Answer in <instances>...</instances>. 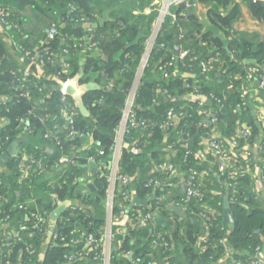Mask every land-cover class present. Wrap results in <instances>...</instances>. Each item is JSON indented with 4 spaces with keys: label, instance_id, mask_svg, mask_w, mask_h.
Returning a JSON list of instances; mask_svg holds the SVG:
<instances>
[{
    "label": "trees",
    "instance_id": "1",
    "mask_svg": "<svg viewBox=\"0 0 264 264\" xmlns=\"http://www.w3.org/2000/svg\"><path fill=\"white\" fill-rule=\"evenodd\" d=\"M193 1L207 7V22L225 39L203 29L198 16L186 7L187 4L193 5ZM241 3L247 6L253 17L264 22V0H181L175 3L170 8L175 18H164L135 91L133 110L136 117L150 124L141 130H131L125 136V141L132 146L135 144L139 152L122 150L118 159L119 173L137 175L134 186L140 198L149 194L157 196L161 192L145 186V182L154 176L151 172L154 163L168 157L184 170L197 169V188L203 196L202 203L209 209L205 217L210 226L208 241L199 246L198 236L202 229L191 218L199 208L204 207H199L195 199L191 201V210L186 211L189 217H186L185 238L177 229L173 231L170 241L173 247L166 253L173 264H213L222 253L221 246L214 243L225 235L235 256L244 262L264 241V207L260 206L253 192L250 175L242 172L250 157H244L239 150L245 144L257 147L259 139L264 137V121L262 124L254 119L250 114L248 98L241 96L249 77L253 81L256 75L264 74L261 68L264 67V36L252 43L236 32L230 33L239 17ZM11 5L18 9L30 6L37 15L55 24L58 32L47 43L41 40L36 48L21 43L22 52H29L21 66L10 59L9 48L0 36V96L9 100L0 103V118L4 121L0 125V156L14 141L20 148L17 156L10 157L0 167V217L9 216L10 228L22 222L30 225L31 213L42 210L48 213L49 219V213L59 202L67 201L69 205L57 219L52 237L47 233L25 234L20 241L5 246L0 234V264H68L63 261L64 255L72 248L64 245L60 238L70 240L76 237L72 231L77 226L87 232H96L104 224L106 178L99 177L102 186L93 193L89 191L85 194L79 177L88 165L87 158L97 150L104 152L98 158L102 165L106 166L110 159L115 128L157 16L156 6L154 0H0V7L7 13L6 20L9 22L15 18L14 12L7 9ZM70 6L74 9L70 10ZM146 7L151 9L148 14L144 12ZM220 8L225 10L224 14L220 13ZM81 17L87 22H99L98 27L90 31L76 27L75 24L79 23L77 19ZM86 33L88 42L95 43V46L86 52L83 60H79ZM61 40L65 44L62 45ZM63 50L67 52V72L59 63ZM93 50V53L90 52ZM179 50L186 53L182 59L178 58ZM36 51H40L44 58L42 67L35 58L32 59ZM95 51L99 54L96 55ZM245 59H255V62L244 63ZM26 66L27 71L22 73ZM79 69L83 71L80 83L92 80L98 88L83 95L86 113L76 111L70 116L73 123L69 125L62 116V110L64 107L76 108V105L70 97L61 93V88L63 82L75 76ZM194 87H198V93L211 92L214 95L207 107L215 113L216 128L221 131L224 140L229 143L232 134L240 130L249 132L248 136H237L232 167L223 172L217 170L218 162L210 164L194 157L202 140L210 134L209 128L201 125L197 101L184 98L193 92ZM157 89H165L168 96H158ZM25 93L29 98L24 97ZM259 97L264 106V90L259 92ZM171 108L181 113L178 132L189 138L194 136L192 144L186 142L188 147L184 146V142H178L173 147L174 156L168 155L165 147L174 141L176 133L168 130L170 136L166 145V133L159 128ZM71 132L72 135L69 134ZM82 133H90L93 141L89 146L85 145L87 139L80 137ZM48 145L54 147L52 153L46 151ZM62 155L69 158L68 164L56 173V182H49L46 173L54 168ZM257 155L264 159V154ZM28 158L35 161L41 159L43 168L40 172L33 171L36 164L31 162L27 174L21 170L20 161ZM258 165L264 174V165ZM206 171L209 175L217 174L216 181L213 180L222 184L221 193L211 190L215 189V185L209 184L211 179H203ZM227 192L231 224L222 216L223 194ZM75 201H82L86 208L73 207L70 202ZM156 201L151 200V203L155 205ZM137 244L126 240L122 246L126 249L132 246L135 252L142 250L144 259L148 260L150 251L146 243L139 249ZM28 246L31 247L27 250ZM173 248L178 250V255L174 254ZM162 256L165 254L156 256V261H161ZM112 264L132 263L114 258Z\"/></svg>",
    "mask_w": 264,
    "mask_h": 264
},
{
    "label": "built area",
    "instance_id": "2",
    "mask_svg": "<svg viewBox=\"0 0 264 264\" xmlns=\"http://www.w3.org/2000/svg\"><path fill=\"white\" fill-rule=\"evenodd\" d=\"M179 1L181 0H174L170 5L173 6V4ZM192 6L194 11L195 4L186 5L188 9ZM73 9L74 6H70V10ZM150 10L151 9H148L147 7L144 8V12H146V14H148ZM158 13V24L162 18H165V16H170L172 20L175 18V14L170 11L169 7L167 8V5H163ZM193 13H195V11ZM6 15L7 13H4V9H1L0 7V20L2 22H6ZM77 22L86 21L84 17H81L80 20L77 19ZM158 24H156L152 36L146 44L147 46L145 47V51L140 62V70L144 68L147 58L149 57L150 50L153 47L155 35L160 29V25ZM57 32V26L50 22L46 27V37L43 39V42L47 43L48 41L52 40L57 35ZM85 44L86 43H84V45ZM94 46L95 43L88 42L85 48L91 50ZM24 52H26V55L29 54L27 51ZM64 52H66V50H64ZM185 55L186 53L184 51H180L178 58L182 59ZM33 58H35L40 67H42L44 64V58L40 51H36L32 59ZM63 69L65 72L69 71V66L67 63L63 65ZM139 73L140 71L138 70L137 76ZM250 79V77L247 79V84L245 83L246 86L242 90L241 96L244 98L254 94L253 92L256 88L255 86L251 85V83L257 82L258 89L264 90V74L256 75L253 78V81ZM250 81L251 83H249ZM157 90L158 91L156 93L162 97L165 95L168 96L165 89ZM23 95L24 97L29 98L27 93ZM134 95L135 91L130 90L122 108L120 121L115 128L114 143L110 148L112 159H109L106 166L102 165L98 158L102 156L104 152L103 150H97L95 154L87 158L88 165L84 168V172L79 177V180L81 179V186L84 184L82 192L85 194H87L89 190L86 188V185L95 180L99 181L98 179L101 176L106 178L107 185L103 199L105 208V221L103 226L96 232H87L84 231V228L77 226V228L73 229L72 231V233L74 232L76 234V237H72L70 240H66L65 237L60 238V241H62L64 245L72 248L70 252L64 255L63 261L68 264H112L114 258H121L124 260L126 259L132 264H173L168 259L169 256H167V252L173 247V244H170V241L172 240V234L173 231L177 229L179 233L185 238V233L182 232V229L185 228L183 226V220L186 217H189L186 211L191 210L190 203L193 199L199 203V207H204L203 209L199 208V210L195 212L194 218H191L196 221L202 229L201 234L198 236V241L200 242L199 246L208 241L210 226L207 223L205 217L209 209L208 205L202 203L203 196L201 195L200 190L197 188V169L189 168L188 170H184L180 164L172 163L168 157L160 162L154 163L153 170H151V172L153 171L154 176L147 179L145 186L151 187L154 191L158 190L161 192V194L157 196L149 194L145 198H140L135 189L134 183L137 179L136 174L122 175L119 173L118 159L122 150L129 149L132 153L139 152L135 144L132 146L130 142L125 141V136L131 130H141L150 124L147 120H141L136 117V113L133 110ZM213 96L214 95L211 92L203 94L198 93V87H194L193 92L189 93V99L197 101V108L199 110V114L201 115V119L207 121V125L211 129V132L215 131L216 129V117L215 113L208 109L207 105L211 104L214 99ZM7 101L9 100L0 96V103ZM65 113L71 116L72 114L76 113V108H66ZM180 115L181 113H177L175 109L171 108L167 111L164 122L159 125V128L162 129L164 133H166L164 135V142L166 145L168 144L166 140L170 136L168 130L176 133L174 141L165 147V151H168L167 153L170 156L175 155L173 147L178 142H184V146L188 147L186 142L189 141V136L182 134V132H178L177 126ZM70 116H67V120L68 124L72 125L73 122ZM24 121V119H21L22 123ZM50 134L51 133L47 135ZM69 134L72 135L73 133L71 132ZM232 135L233 136H231L232 138H230L229 143L226 141V139L224 140V137L220 133L214 134L212 137L207 135L206 138L200 143L198 149H196L194 152V157L199 161L204 162L208 153L215 162H218L217 170L219 172H223L226 169L231 168L235 153V146L238 145L237 136L241 135L245 137L249 135V132L247 130H241V132H236L235 135ZM80 137L86 138L87 140L91 139L90 133H82L80 134ZM260 139V144L257 147L251 148L245 144L242 145L239 150L242 151V155L244 157H250L248 160H246V165L242 172L250 175L254 185L253 192L255 193V196H257V193L261 192L262 196L264 197V174L261 167L255 171L257 178H255V176L252 174L253 169L249 168V163L251 162L252 158L257 156L255 154H264V137L262 140ZM186 149L188 150V148ZM19 151L20 150H17L15 156L18 155ZM68 160L69 158L66 155H62L56 162L54 168L61 172V170L67 166ZM30 162L36 164L33 171L40 172V170L43 168L41 159L35 161L28 158L26 161L22 160L19 163V167L25 174H27L28 170L30 169ZM262 164L264 165V162ZM89 165L93 166L88 168ZM163 174H165L166 177H161ZM236 183L239 182L237 181ZM181 186H183V192L181 191ZM94 191L95 190H90L91 193ZM133 198L146 200V203L133 204ZM151 200H157L155 205L151 203ZM158 201L160 202L158 203ZM70 204L73 207L81 210L86 208L82 201H75L74 203L70 202ZM201 204H203V206H200ZM169 205L180 207L181 212L176 214L169 208ZM164 210H169V212L167 211L164 213ZM157 217H161L166 222L167 227H162L158 223ZM8 219L9 216H4L2 218L0 217V224L4 226V238L2 241H5V246H9L13 242L20 241L22 236L25 234L32 236L40 233L48 234L49 232L48 213L45 211H36L31 213L30 219L32 223L30 225L26 222H22L17 226L10 228ZM56 226L57 222L55 224V228ZM53 232L50 237H52ZM139 234L140 236H138ZM126 240L130 241L131 244H137V242H139V246L138 244L136 246L137 249L143 246L145 242L150 251L148 253V255H150L149 259H144V252L142 250L135 252V249L132 246H130L129 249L123 248L122 244ZM214 244L221 246L222 248L220 258L223 259V261L221 264H264V241L254 249V254L250 257V259H246L247 261L244 262L235 256L232 246L228 243L226 235L217 239ZM30 247L31 246H28L27 250L30 249ZM199 248L201 249V247ZM162 253H164L165 256H162L160 258L161 261L157 262L156 256ZM213 264H215V262H213Z\"/></svg>",
    "mask_w": 264,
    "mask_h": 264
},
{
    "label": "crops",
    "instance_id": "3",
    "mask_svg": "<svg viewBox=\"0 0 264 264\" xmlns=\"http://www.w3.org/2000/svg\"><path fill=\"white\" fill-rule=\"evenodd\" d=\"M193 2H194L193 4H195L194 11L198 15V20H199V22H201V24H203V27L205 28V30H209L211 32H214L219 38L225 39V36L223 34H221L218 30H216L215 28H213L207 22V18H206L207 7L205 5H202L200 3H197L195 1H193ZM154 3H155V1H154ZM147 8L150 9L149 7H147ZM7 9L11 10V12H14L13 14H14L15 18L12 19L10 22H9V20H6V22H2L0 20V36H1L2 41H4L5 44H7V47L8 48H11V50H12V55L9 54L10 57H11L10 59L13 60L17 64V66H21L24 63L23 61L27 59V57L25 56L26 55L25 54L26 52H22V50H21V49H23L21 47V43L25 42L26 44H28V46L33 47V48H36L38 46V43L46 37V27L42 29L43 23H35V22L33 23V26L31 25V27H25L24 26V23H23L25 21L24 20L25 17L22 14V11H21L22 9H18L14 5L13 6L12 5L11 6H8ZM160 9L158 8V10L156 9V11L158 12V11H160ZM219 11H220L221 14H224L225 13V10L222 9V8H220ZM150 12H151V10H150ZM99 19L100 20H103V18H99ZM163 20L164 19L162 18V20L158 24L157 23L158 16H157V19H156L155 23L152 24V28H151V33L149 35V39L152 36V33H153V31H154V29L156 27V24L160 25V27H161ZM77 24H80V26H76V24H75L76 27L82 28L84 31H90V30H94L95 28H97L98 25H99V22H96V21H93V22H89L88 21L87 22L86 21V22H79ZM24 28L25 29L27 28V29L24 30ZM15 32H18V34H16L17 35L16 38H19L18 40L14 37V36H16L14 34ZM233 32H236L237 35H239V37H243V38H245V39H247L249 41H252V43H256V42H258V40L262 36H264V22H260L255 17H253V15L251 14V12L247 8V6L245 4H243V3H241L240 4L239 17L233 23L232 30L230 31V33L231 34H234ZM156 35H155V38H156ZM149 39H148V41H149ZM83 40H84V43H86V44L88 43L89 37H88L87 33L83 35ZM74 41H76V39H74ZM148 41H147V43H148ZM64 44H65V41H64ZM86 44L83 46L82 51L80 52L81 58L79 60H83L84 59V56L86 55V52L88 51V49L85 48ZM144 51H145V49H144ZM180 51L181 50H179V52ZM90 52L93 53L94 50L93 51H90ZM62 54L63 55H62L61 60H60L59 63L63 67V65L66 63L67 52H64V50H63L62 51ZM97 54H99V53L96 52V55ZM143 54H144V52H143ZM142 57H143V55H142ZM103 58H104V56H103ZM141 60H142V58H141ZM250 63H254V62H250ZM27 66L25 67L24 70H22V73H24V72L27 71V68H28ZM82 77H83V74H82L81 78ZM89 82H92V80H89ZM65 83H66V81L63 82V84H62L61 93L64 96H67V95L64 94V85H65ZM246 84H247V81H246ZM251 85L255 86L256 89L253 92L254 94H251V95L247 96L248 102H249L248 103V107L250 108V114L254 117V119L257 122H261L263 124V117H264L263 108H264V106H263V102L261 101V98L259 97V92L261 91V89H258V85H257L256 82L251 83ZM97 86H98V84H97ZM137 86H138L137 83L133 81V84H132V87H131V91L132 90L133 91H136ZM158 96H160V95H158ZM184 98L186 100H188L187 98H189V94H186L184 96ZM4 99H6V98H4ZM258 100H260V101H258ZM74 104L76 105V111H80L81 112V110L77 107V103L74 102ZM66 108L67 107H64L63 110H62V116L65 119L68 118L67 116H70L69 114L65 113V109ZM85 111H86V109H85ZM0 124L1 125L4 124V121L2 119L0 120ZM201 125L203 127H208L209 128V126L207 125V121H205L203 119H201ZM209 132H210V134L208 136H211L212 137L214 134H219L221 131H219L218 128H216L215 131H212L211 132L210 131V128H209ZM238 132H241V130L238 131ZM195 133H198V131L195 132ZM51 134H52V132H51ZM92 141H93L92 138L91 139H88L86 141L87 143L85 145L86 146H89V144ZM193 142H194V140H193ZM19 149H20L19 148V144H17V150H19ZM53 149H54V147L52 145L46 146V151L48 153H52L53 152ZM255 155H257V154H255ZM9 158L10 157H8V159ZM110 159H112V155H110ZM204 161H207L206 163H210V164L215 162L208 153H207L206 159ZM263 162H264V159H262V157H259L257 155L255 157H253L252 160H251V162L249 163V166H250L249 168L250 169H253L252 170V174L255 176V178H257V175H256L255 171L258 168H260V166L258 165V163H261V165H262ZM255 164H257V165H255ZM3 165H0V167H3ZM92 166L93 165H91V167ZM88 168H90V166H88ZM0 170H1V168H0ZM57 172H60V171H56V170H54V168H52L49 172L46 173V176H48V178L50 179L49 182L50 181H52V182H56L57 181V179H56L57 178V174H56ZM53 173L55 174V177L53 176ZM149 175H150V172H149ZM51 176H53V177H51ZM216 176H217V174L209 175V173L206 171V172H204L203 179H205V178L206 179H211V180H209V184L215 185V189H211V190H216L215 192L217 194H219L222 191V184H220V183L218 184V183L215 182L216 181L215 180ZM219 185H220L221 188H219ZM83 186H84V184H83ZM227 187L228 186L225 185V188L226 189H227ZM86 188L89 189L88 185H86ZM89 191H90V189L88 190V192ZM223 195H224L223 196V202H224L225 197H227V199H228V192L225 193V194H223ZM256 197H257V199L260 202V206L261 207H264V197L262 196V193L261 192L260 193H257V196ZM223 210H224V205H223ZM40 211H42V210H40ZM176 214H179V213H176ZM187 224H188V219L185 218L183 220V226L185 227V228L182 229V232L183 233H186V225ZM161 226L162 227H167V224H166V226H163V225H161ZM3 227L4 226H2L0 224V234H2V236H3V233H4V228ZM3 238H4V236L2 237V239ZM177 246L179 247L181 245H178L177 244ZM173 251H174V254L175 255H178L179 254V252H178V250L176 248H173ZM222 261H223V259L219 258L217 261H215V264H221Z\"/></svg>",
    "mask_w": 264,
    "mask_h": 264
},
{
    "label": "water",
    "instance_id": "4",
    "mask_svg": "<svg viewBox=\"0 0 264 264\" xmlns=\"http://www.w3.org/2000/svg\"><path fill=\"white\" fill-rule=\"evenodd\" d=\"M10 1H21V0H10ZM76 26H80V24H76ZM61 43L64 44V41L61 40ZM250 62H255V59H246L244 60V63H250ZM262 70H264V67H261ZM83 74V71L79 69V71L76 73L75 76L69 78L65 85H64V94L69 96L75 103H77V107L81 110L83 114L86 113L85 107L82 102L83 95L90 90L97 89L98 86L94 82H88L85 84L80 83L81 76ZM257 83V82H256ZM194 140V136L189 138V142L192 143ZM17 144L18 142L14 141L11 143L5 152H3L0 156V165H3L4 162L8 159V157H13L16 152H17ZM91 168V165H89ZM102 186V183L99 181H93L88 184V187L90 190H95V188H100ZM181 191L183 192V186H181ZM133 204H138V203H146V200H139L137 198H133ZM69 203L67 201L64 202H59L57 206L49 213V219H48V236L50 237L52 232L55 229V224L57 222V219L60 217V215L66 210L67 206ZM169 208L173 210L176 213L181 212V208L178 206L174 205H169ZM225 221L229 224L232 223V216L229 211V202L227 197H225L224 200V210L222 213ZM158 223H160L163 226H166V222L161 218L157 217ZM197 223L196 221H194Z\"/></svg>",
    "mask_w": 264,
    "mask_h": 264
},
{
    "label": "rangeland",
    "instance_id": "5",
    "mask_svg": "<svg viewBox=\"0 0 264 264\" xmlns=\"http://www.w3.org/2000/svg\"><path fill=\"white\" fill-rule=\"evenodd\" d=\"M155 1V8L158 10V8L160 9L161 8V6H163V5H167V8L169 7V8H171L172 6L170 5L174 0H154ZM174 5V4H173ZM190 9V12L191 13H193V6L192 7H190L189 8ZM22 11V14H23V16L25 17V21L23 22L24 23V26L25 27H31V25L33 26V23L35 22V23H43V26H42V29L43 28H45V27H47L48 26V24L50 23L49 22V20H47V19H45V18H43V17H41V16H39V15H37V13L36 12H34V10L29 6V7H25L24 9H22L21 10ZM145 14H146V12H145ZM157 16H158V12H157ZM157 16H156V18L154 19V21H153V24L155 23V21H156V19H157ZM166 17V16H165ZM30 24V25H29ZM27 29V28H26ZM25 28H24V30H26ZM203 29H205L204 27H203ZM184 31V30H183ZM150 35V34H149ZM148 39H149V36H148ZM148 39H147V41H148ZM147 41H146V43H147ZM155 42V41H154ZM151 44H153V43H151ZM147 45H145V47H146ZM151 51V50H150ZM9 54L10 55H12V50H11V48H9ZM148 59V58H147ZM146 64V63H145ZM140 64L138 65V67H137V70H136V74H135V77H134V81L137 83V85H138V83H139V80L138 79H140V77H141V73H142V71H143V69L144 68H142L141 70H140ZM145 67V66H144ZM140 71V73L138 74V76H137V71ZM175 99V98H174ZM181 105V104H180ZM181 106H183V105H181ZM211 130V129H210Z\"/></svg>",
    "mask_w": 264,
    "mask_h": 264
}]
</instances>
